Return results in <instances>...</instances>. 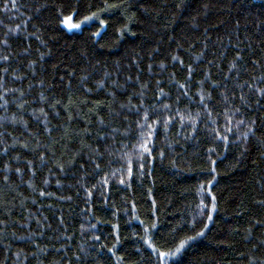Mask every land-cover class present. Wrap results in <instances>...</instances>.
<instances>
[{"label": "trees", "instance_id": "obj_1", "mask_svg": "<svg viewBox=\"0 0 264 264\" xmlns=\"http://www.w3.org/2000/svg\"><path fill=\"white\" fill-rule=\"evenodd\" d=\"M262 77L264 0H0V264H264Z\"/></svg>", "mask_w": 264, "mask_h": 264}, {"label": "snow or ice", "instance_id": "obj_2", "mask_svg": "<svg viewBox=\"0 0 264 264\" xmlns=\"http://www.w3.org/2000/svg\"><path fill=\"white\" fill-rule=\"evenodd\" d=\"M111 6L112 7H119L120 5L113 4ZM71 19H72L71 16H69L67 18V20H71ZM91 19H93V17H91V16L90 17H87L85 22H87L88 20H91ZM67 20H65V24H67V26H68L69 29H79L81 27V24H68L67 23ZM96 35L99 36L100 33H96ZM236 59H240V57L237 56ZM262 79H264V77H262ZM241 99H243V97H241ZM121 183H123V181H121ZM42 195H43V193H42ZM261 203H264V202H261ZM209 219H211V217H209ZM198 235L199 236H203L204 233L201 232V233H198ZM192 239H195V237H192ZM184 248H185V245L184 244H181L180 247L176 249V252L175 253H172V255L175 256L176 254L181 253ZM168 256H169V253H165V252L160 253L161 259H164V258H166Z\"/></svg>", "mask_w": 264, "mask_h": 264}, {"label": "rangeland", "instance_id": "obj_3", "mask_svg": "<svg viewBox=\"0 0 264 264\" xmlns=\"http://www.w3.org/2000/svg\"><path fill=\"white\" fill-rule=\"evenodd\" d=\"M65 20H67V18L64 19V21L62 22V26H63L64 28H66L67 30H78V29H69L68 26H67V24H65ZM67 23H68V24H73L71 20H67ZM79 29H80V28H79Z\"/></svg>", "mask_w": 264, "mask_h": 264}]
</instances>
